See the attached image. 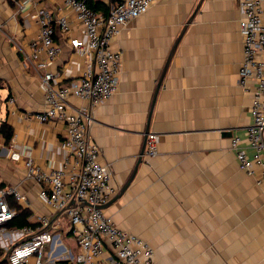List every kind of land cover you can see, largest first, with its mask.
<instances>
[{"label": "crops", "instance_id": "obj_1", "mask_svg": "<svg viewBox=\"0 0 264 264\" xmlns=\"http://www.w3.org/2000/svg\"><path fill=\"white\" fill-rule=\"evenodd\" d=\"M153 1L147 14L130 21L112 42L123 54L119 88L94 109L88 129L101 149L100 161L111 171L117 189L112 199L127 186L105 214L152 245L154 264H264V183L240 168L231 148L232 137L243 136L251 123L254 91L253 81L248 90L240 84L241 1ZM45 4L70 14L65 0ZM38 31L27 10L0 0V101L14 96L19 108L12 118L2 104L1 122L12 127L22 157L14 162L9 145L0 144V181L19 185L30 218L52 210L40 199L37 184L25 179V162L47 170L65 168L67 159L75 162L58 148L65 125L33 117L44 109V92L38 73L24 65L18 51L22 57L29 53ZM56 36L64 52L50 70L60 72L59 84L65 85L80 76L83 63L60 30ZM259 59L264 62V53ZM151 133L160 136L154 158L142 156ZM58 215L60 233L71 241L68 220Z\"/></svg>", "mask_w": 264, "mask_h": 264}, {"label": "built area", "instance_id": "obj_2", "mask_svg": "<svg viewBox=\"0 0 264 264\" xmlns=\"http://www.w3.org/2000/svg\"><path fill=\"white\" fill-rule=\"evenodd\" d=\"M11 1L20 10H27L39 28L30 52L24 54V65L38 73L44 92V109L33 117L40 123L65 125L58 148L75 162L70 164L67 159V168L53 170L39 168L32 160L25 162V179L37 184L40 199L52 210V215L35 214L29 218V225L12 226L18 211L9 199L28 208L19 185L0 188V264H154L152 245L119 228L104 209L98 208L109 203L117 189L112 185L109 167L100 161V147L88 137L92 112L119 88L123 54L112 48V42L130 21L147 14L154 1L105 0L109 10L102 14L92 10L87 0H65L72 17L51 11L45 0ZM240 1L239 27L244 46L240 84L248 90V83L253 81L254 91L251 123L243 136L232 137L231 148L240 168L255 175L260 185L264 183V62L259 59L264 53V0ZM57 30L83 63L80 76L65 85L59 84L60 72L50 70L64 52L56 39ZM73 99L82 104L75 106ZM2 104L10 117L19 116L14 96L0 101V107ZM159 142L157 133L149 134L144 155L156 157ZM8 147L11 160L20 162L16 138L12 137ZM57 214L68 220L74 248L65 244L68 235L60 233L62 224L56 220Z\"/></svg>", "mask_w": 264, "mask_h": 264}, {"label": "trees", "instance_id": "obj_3", "mask_svg": "<svg viewBox=\"0 0 264 264\" xmlns=\"http://www.w3.org/2000/svg\"><path fill=\"white\" fill-rule=\"evenodd\" d=\"M88 6L102 14H107L109 7L105 3H103L100 0H87ZM1 107H0V131L3 135V140L5 145H9L12 137H13V129L12 127L5 121L1 122ZM7 185H5L3 182L0 181V188H5ZM10 204L11 207L15 208L18 211V215L15 219V221L12 223V226L16 227H23L26 225L31 224L29 222V218L32 215V211L29 208H24L23 206L19 205L13 198H10Z\"/></svg>", "mask_w": 264, "mask_h": 264}, {"label": "water", "instance_id": "obj_4", "mask_svg": "<svg viewBox=\"0 0 264 264\" xmlns=\"http://www.w3.org/2000/svg\"><path fill=\"white\" fill-rule=\"evenodd\" d=\"M180 39H181V37L179 38V40L177 41V43L175 44V46H174V48H173V50H172V52H171V55H170V58H169V60H168V62H167L166 68H165V70H164V72H163V75H162L160 81H159V84H158V87H157V92H158L160 86L162 85V82H163L164 76H165V74H166V71H167L168 65H169V63H170V60H171V58H172V55L174 54V51L176 50V47H177L178 43L180 42ZM144 154H145V151L142 153V156H144ZM142 162H143V157L140 158V160H139V162H138V165H137V167H136V169H135V173L137 172L138 166H139ZM126 187H127V186H126ZM126 187H125L124 189H126ZM124 189H123V191L119 194V196H121V195L123 194ZM119 196H117L116 198L112 199L109 203H107V204H105V205H103V206H99L98 208H100V209H105V208H107L109 205H111L113 202H115V201L119 198ZM72 203H73V202H72ZM84 205H87V203L84 202Z\"/></svg>", "mask_w": 264, "mask_h": 264}, {"label": "rangeland", "instance_id": "obj_5", "mask_svg": "<svg viewBox=\"0 0 264 264\" xmlns=\"http://www.w3.org/2000/svg\"><path fill=\"white\" fill-rule=\"evenodd\" d=\"M18 53H20V55H21V57H20V55H18V58L19 59H21V61L24 59V57H22V54H21V51H18ZM23 62H24V60H23ZM1 80H0V86H1ZM1 115H2V118H4L5 116H6V110H5V108L3 107L2 108V113H1ZM1 132V131H0ZM0 144H2V145H4V148H6L7 149V146L8 145H5L4 144V140L1 138V136H0ZM64 242H65V244L68 246V247H73V241L71 240V241H69V240H67L66 238H64Z\"/></svg>", "mask_w": 264, "mask_h": 264}]
</instances>
